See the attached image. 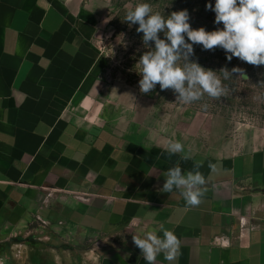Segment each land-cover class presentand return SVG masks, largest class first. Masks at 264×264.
I'll return each mask as SVG.
<instances>
[{
  "label": "crops",
  "instance_id": "0c3cea01",
  "mask_svg": "<svg viewBox=\"0 0 264 264\" xmlns=\"http://www.w3.org/2000/svg\"><path fill=\"white\" fill-rule=\"evenodd\" d=\"M99 59L80 15L0 0V264H147L133 236L162 225L180 246L155 264H264V146L185 160L76 119ZM195 165L199 204L161 191Z\"/></svg>",
  "mask_w": 264,
  "mask_h": 264
},
{
  "label": "rangeland",
  "instance_id": "374dc122",
  "mask_svg": "<svg viewBox=\"0 0 264 264\" xmlns=\"http://www.w3.org/2000/svg\"><path fill=\"white\" fill-rule=\"evenodd\" d=\"M68 13L81 16L100 59L87 90L74 106L80 121L96 123L120 133L138 145L168 153L169 139L179 140L188 154L204 151L216 155L248 152L264 146V65H251L216 47L205 50L193 44V52L180 66L198 63L217 72L223 94L212 98L204 93L200 100L184 104L172 89L157 84L149 93L139 89L140 57L155 50L154 41L143 42L138 25L129 27L126 12L140 0H54ZM153 11L168 18L173 11L186 9L190 26L207 31L222 28L214 23L215 13L206 8L215 0H146ZM166 40V30L158 33ZM186 43H191L185 36ZM167 42V41H166ZM239 67L244 75L233 73ZM178 154V153H177Z\"/></svg>",
  "mask_w": 264,
  "mask_h": 264
},
{
  "label": "clouds",
  "instance_id": "9594fccd",
  "mask_svg": "<svg viewBox=\"0 0 264 264\" xmlns=\"http://www.w3.org/2000/svg\"><path fill=\"white\" fill-rule=\"evenodd\" d=\"M205 6L215 13L214 23L222 24V28L212 31L203 27L193 29L186 9L173 11L164 18L153 11L146 0H140L126 12L124 20L129 27L138 25L136 31L143 33V42L155 43V50L142 55L138 62L141 76L138 83L142 93L151 92L158 84L161 90L172 89L177 94L176 99L184 104L200 100L204 93L212 98L220 97L224 88L216 71L205 69L198 63L183 66L177 63L181 54L185 58L192 54L193 44H200L205 50L220 47L228 61L237 57L251 65H264V0H215L214 5L206 3ZM165 30L166 40L160 39L158 33ZM185 36L191 43H186ZM220 73L224 79L233 73L244 75L239 67H233L231 73L221 69ZM165 150L169 155L178 153L183 159H190L179 140L169 139ZM198 168L199 165H195L187 173H182L179 166L169 169L161 191L170 193L175 186L183 190L182 195L188 205L199 204L205 179ZM160 231L163 232L162 237L156 230L145 233L143 238L133 236V242L142 251L147 264H155L162 252L167 261L177 256L180 242L175 233L163 225Z\"/></svg>",
  "mask_w": 264,
  "mask_h": 264
},
{
  "label": "water",
  "instance_id": "95a60500",
  "mask_svg": "<svg viewBox=\"0 0 264 264\" xmlns=\"http://www.w3.org/2000/svg\"><path fill=\"white\" fill-rule=\"evenodd\" d=\"M98 264H126L118 253H113L108 257H102L98 261Z\"/></svg>",
  "mask_w": 264,
  "mask_h": 264
}]
</instances>
